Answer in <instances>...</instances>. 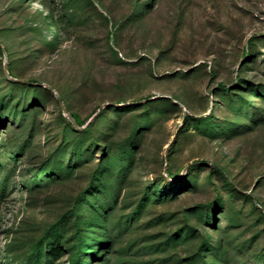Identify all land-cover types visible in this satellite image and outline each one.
I'll use <instances>...</instances> for the list:
<instances>
[{"label":"rangeland","instance_id":"1","mask_svg":"<svg viewBox=\"0 0 264 264\" xmlns=\"http://www.w3.org/2000/svg\"><path fill=\"white\" fill-rule=\"evenodd\" d=\"M78 249L264 264V0H0V264Z\"/></svg>","mask_w":264,"mask_h":264},{"label":"trees","instance_id":"2","mask_svg":"<svg viewBox=\"0 0 264 264\" xmlns=\"http://www.w3.org/2000/svg\"><path fill=\"white\" fill-rule=\"evenodd\" d=\"M75 122H76L77 124H79L77 120H75ZM78 248H79V247H78ZM80 254H81V251H80V249H78V250H77V253H76V256H75L74 261H73L72 264H76V262H77V260H78V256H79Z\"/></svg>","mask_w":264,"mask_h":264},{"label":"water","instance_id":"3","mask_svg":"<svg viewBox=\"0 0 264 264\" xmlns=\"http://www.w3.org/2000/svg\"><path fill=\"white\" fill-rule=\"evenodd\" d=\"M72 122H73V123H75V121H74V120H72Z\"/></svg>","mask_w":264,"mask_h":264}]
</instances>
